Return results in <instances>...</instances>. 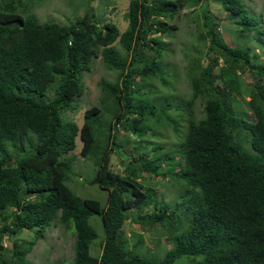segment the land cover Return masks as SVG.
<instances>
[{"label":"trees","instance_id":"16d2710c","mask_svg":"<svg viewBox=\"0 0 264 264\" xmlns=\"http://www.w3.org/2000/svg\"><path fill=\"white\" fill-rule=\"evenodd\" d=\"M40 1L0 0V264H31L26 254L34 240L56 225L73 228L69 264H173L182 256L191 264H264V62L239 40L251 34L264 49L261 14L242 0H213L234 20L228 44L205 5L198 37L206 47L188 63L190 93L175 99L158 96L149 80L171 87L162 35L175 30L168 21L183 0H129L121 32L111 22L97 25L89 12L67 24L39 22L32 10ZM94 58L115 76L98 82L97 104L84 110L78 127L61 114L74 109ZM243 66L250 82L238 74ZM232 93L247 97L244 109ZM163 125L181 131L173 150L152 140ZM120 130L137 143L118 172L109 158L122 147ZM76 135L96 165L88 183L106 192L103 203L66 184ZM148 177L173 188L171 201L157 199ZM92 215L103 233L96 254ZM127 218L149 236L164 233L170 247L158 250L156 240L149 251L140 235L126 248ZM22 229H33V239L11 238L5 249L3 238Z\"/></svg>","mask_w":264,"mask_h":264},{"label":"rangeland","instance_id":"374dc122","mask_svg":"<svg viewBox=\"0 0 264 264\" xmlns=\"http://www.w3.org/2000/svg\"><path fill=\"white\" fill-rule=\"evenodd\" d=\"M129 0H41L32 10L39 22L51 21L60 24H67L73 19L82 16L85 12L93 14L95 22L99 26H103L106 22L113 23L119 32L123 31L126 27V20L124 18V12L126 11ZM245 3V7L250 13L261 14L262 23L264 24V0H242ZM184 7L176 12L168 23L175 25L170 35H162V39L167 43L169 52L161 59V64L165 67L168 74L171 77V87L166 89L156 78H151L149 83L155 87V90L159 95L170 94L175 99L186 98L190 93L189 84L186 78V70L190 58L194 56L193 51H204L206 47L205 41L198 37V31L204 30L202 25V8L206 5L207 9L214 16V20L217 24V31L223 37L226 43H231L235 39V29L233 18L230 17L228 12L221 10L219 5L213 0H183ZM240 41L245 42L246 46L250 50V53L258 55L260 60L264 62V49L256 44L254 37L250 36L246 38H239ZM113 46L118 50V43L114 42ZM119 51V50H118ZM121 54V51H119ZM206 57L203 55L200 59V64L205 63ZM220 62V60L218 61ZM172 68V69H171ZM218 72L217 67L211 69L212 74ZM238 74L247 82L252 80L250 74H247L244 70V66L238 69ZM115 76V72L103 67L99 58H94L92 62V68L89 72L83 74V93L73 102L74 109L67 110L61 114L63 119L73 121L78 127L82 123V115L84 110L91 105L97 104L99 97L98 82L101 79L111 80ZM219 81L218 79H216ZM148 86L142 87L141 91H145ZM235 102L238 103V110L244 109L247 100L246 96H241L232 93ZM237 105V104H236ZM196 116L201 115V102H197L194 106ZM171 112V111H170ZM182 129V128H181ZM123 131H119L117 139L123 137V141H120L122 147L112 151L109 158V167L120 172L122 166L120 162L126 157V150L131 148L137 143L132 133L123 135ZM181 136V131L178 134L172 132L170 127L163 125L157 129V134L152 137V140H157L163 143L165 148L173 150V144L176 143ZM75 147L69 152L66 157L71 161L69 179L66 184L70 189L80 197L92 198L104 202L106 192L99 189L94 184H89L88 180L92 177L96 165H94L91 157H85L82 153V140L78 135L74 138ZM119 142V141H118ZM143 151V150H140ZM133 154V153H132ZM152 152H147V157H150ZM148 184H154L155 190L158 194V200H169L174 197L175 191L168 184L163 181H155L153 178H147ZM144 181V180H143ZM165 185H168L165 186ZM151 208H147L144 211H150ZM135 212V210L129 211V215ZM89 224L96 231V238L90 245V252L92 254L97 253V244L102 239V225L100 218L92 215L88 218ZM123 229L127 238L126 248H130V244L142 235L143 243L149 251L155 250L156 240L161 241L158 250L167 249L170 247V240L168 237L160 233H155L149 236V231L146 229H140L136 227L128 218L123 223ZM73 228L70 226L69 230L61 226L47 227L44 230L42 239L34 240L31 250L27 253L26 258L31 264H69L72 257V241H73ZM18 238L21 240L33 239V229H22L15 236H5L2 240V244L5 249L9 248L11 238ZM144 252L147 250L144 249ZM150 253V252H149ZM155 254V253H154ZM163 252L159 256H162ZM154 256V255H152ZM198 258V257H196ZM190 259L185 256L179 257L174 260L173 264H191Z\"/></svg>","mask_w":264,"mask_h":264},{"label":"clouds","instance_id":"9594fccd","mask_svg":"<svg viewBox=\"0 0 264 264\" xmlns=\"http://www.w3.org/2000/svg\"><path fill=\"white\" fill-rule=\"evenodd\" d=\"M27 255V254H26Z\"/></svg>","mask_w":264,"mask_h":264}]
</instances>
